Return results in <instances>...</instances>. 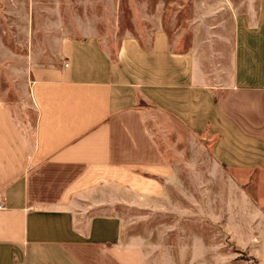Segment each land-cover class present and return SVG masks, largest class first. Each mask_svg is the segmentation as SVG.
Masks as SVG:
<instances>
[{
  "label": "crops",
  "instance_id": "obj_1",
  "mask_svg": "<svg viewBox=\"0 0 264 264\" xmlns=\"http://www.w3.org/2000/svg\"><path fill=\"white\" fill-rule=\"evenodd\" d=\"M56 2L70 4L0 0V264H164L175 232L141 219L146 230L129 236L134 221L117 208L181 212L171 197L189 193L196 216L199 175L214 174L198 171L199 134L223 179L255 207L256 231L237 242L264 264V200L245 187L264 186V85L240 77L239 22L233 70L215 73L197 25L188 44L180 27L169 32L165 0L140 13L131 5L123 31L117 0H80L81 13ZM7 72L13 91L1 89ZM198 222L188 221V247L177 236L178 258L188 253L190 263L213 252Z\"/></svg>",
  "mask_w": 264,
  "mask_h": 264
},
{
  "label": "rangeland",
  "instance_id": "obj_2",
  "mask_svg": "<svg viewBox=\"0 0 264 264\" xmlns=\"http://www.w3.org/2000/svg\"><path fill=\"white\" fill-rule=\"evenodd\" d=\"M47 2V7L53 6V0ZM131 1H134L131 3ZM158 0H117L121 15L122 31L130 28L131 24V5H134L138 12L143 10V7L149 6L153 10ZM50 3V4H49ZM68 5L75 8L78 13L82 10L80 0H69ZM136 3V5H135ZM56 5L68 6L67 2L55 3ZM144 5V6H143ZM145 9V8H144ZM163 19L169 30L173 33L175 28L180 27V34L186 39V44L190 39L189 27L190 24L197 25L198 37L201 41L202 53L208 48V68L216 73L231 72L233 70V54L235 51L236 38L234 31L239 26L244 29L241 40L242 52L239 61V71L241 79L247 85H264V0H165V11ZM192 26V28H193ZM207 34L209 40L206 39ZM207 37V38H208ZM119 38L108 41L109 46L113 50L117 46ZM206 57V54L204 55ZM206 58H204V61ZM210 63H213L212 65ZM206 64V62H205ZM7 77L8 72L3 73L1 89L13 91L9 87ZM31 122L34 126L35 113H31ZM169 140L168 138H166ZM170 140L176 141V137H171ZM162 141H164L162 139ZM211 140L202 139V135H198V146L196 157L198 159L199 173L213 172V176L199 175L198 179V204L197 214L195 216L193 209L190 210L189 193L187 196L171 197L172 202H177L182 206L181 212H147L141 206L133 208L124 207L120 204L117 208L119 216L127 220L131 225V220L134 221L133 229L129 228V236L133 234H142L146 228L137 226L148 219L153 222V228L156 229L159 222L167 224L166 231H174L175 236L168 238L169 244H173L172 252L166 254V260H159L164 264H257V260L249 255L247 249L244 250L238 245L239 238H247L256 231L254 223L255 207L249 203H243L242 199L236 194L230 181L223 179L216 163L213 161L208 148ZM180 148H186V156L189 157L188 144L180 143ZM192 161L195 158L194 150L191 151ZM183 172L188 171L184 168ZM230 175L234 176H252L255 175L245 173L243 171L227 170ZM74 172L71 170V173ZM245 185L249 195L257 201L264 200V186L262 180ZM241 183L243 180L240 181ZM205 184H208V192H206ZM189 190L188 181L186 184ZM193 198V196H192ZM193 201V199H192ZM133 202L141 205L142 198L134 197ZM246 202V201H245ZM149 215V216H147ZM148 217V218H143ZM197 218L199 220L197 229L200 236H205L208 245L213 248V252L208 254L207 259H198L191 261L188 253L185 257L178 258V251L175 250L180 242L181 246H189L188 240L186 243L185 237H188L190 232L189 219ZM147 220V221H148ZM175 225V229L172 228ZM161 229V228H160ZM172 229V230H171ZM156 235V234H155ZM179 236V239L178 237ZM167 245V246H168ZM170 247V248H171ZM175 250V251H174ZM168 255H173V258H168Z\"/></svg>",
  "mask_w": 264,
  "mask_h": 264
},
{
  "label": "built area",
  "instance_id": "obj_3",
  "mask_svg": "<svg viewBox=\"0 0 264 264\" xmlns=\"http://www.w3.org/2000/svg\"><path fill=\"white\" fill-rule=\"evenodd\" d=\"M66 66H68V63H66ZM5 208H6L5 198L0 191V210L5 209Z\"/></svg>",
  "mask_w": 264,
  "mask_h": 264
}]
</instances>
